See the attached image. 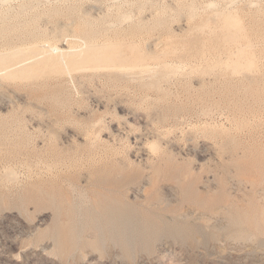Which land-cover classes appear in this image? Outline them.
Segmentation results:
<instances>
[{"label": "rangeland", "instance_id": "1", "mask_svg": "<svg viewBox=\"0 0 264 264\" xmlns=\"http://www.w3.org/2000/svg\"><path fill=\"white\" fill-rule=\"evenodd\" d=\"M0 55V264H264V0H0Z\"/></svg>", "mask_w": 264, "mask_h": 264}, {"label": "bare ground", "instance_id": "2", "mask_svg": "<svg viewBox=\"0 0 264 264\" xmlns=\"http://www.w3.org/2000/svg\"><path fill=\"white\" fill-rule=\"evenodd\" d=\"M103 45H104V44H103ZM94 46H95V45H94ZM94 46L90 45V47H93V48H94ZM131 46H132V45H131ZM32 47H33V46H32ZM35 47H36V46H35ZM88 47H89V46H88ZM90 47H89V48H90ZM108 47H109V46H108ZM108 47H107V48H108ZM48 48H49V47H48ZM89 48H88V50L91 49V48H90V49H89ZM101 48H102V47H101ZM115 48H116V47H115ZM24 49H25V48H24ZM24 49H23V51H25ZM50 49H52V48H50ZM55 49L57 50L56 47H55ZM86 49H87V48H86ZM95 49H97V48H95ZM98 49H99V48H98ZM104 49H105V48H104ZM117 49H118V48H117ZM17 50H19V49H17ZM20 50H21V49H20ZM27 50H29V49H27ZM27 50H26V53L28 52ZM30 50L32 51L33 49L30 48ZM35 50H36V49H35ZM101 50H102V49H101ZM105 50H106V49H105ZM107 50H108V49H107ZM109 50H110V49H109ZM31 51H30V52H31ZM42 51H43V50H42ZM53 51H54V50H53ZM57 51L60 53L61 50L59 51V49H58ZM85 51L87 52V50H85ZM113 51H114V49H113ZM12 52H13V51H12ZM19 52H20V53H19ZM19 52H17V53H19V55H22V56L24 57V53L22 54L21 51H19ZM30 52H29V54H31ZM35 52H36V51H35ZM58 52H57V53H58ZM74 52H75V51H74ZM81 52H82V51H81ZM81 52H80L79 54L77 53L76 55H78V56H79V55H82ZM83 52H84V51H83ZM101 52H102V51H101ZM116 52H117V51H116ZM5 53H6V52H5ZM15 53H16V52H15ZM17 53H16V54H17ZM40 53H43V52H40ZM51 53L53 54V52H51V50H50V53H49V54H51ZM61 53H62V52H61ZM61 53H60V57H59V58H61ZM84 53H85V52H84ZM87 53H88V52H87ZM92 53H93V50H92ZM104 53H106V51H104ZM114 53H115V52H114ZM7 54H9V53L7 52ZM55 54H56V53H55ZM55 54H54V55H55ZM67 54H68V53H67ZM73 54H74V53H73ZM85 54H86V53H85ZM95 54H96V53H95ZM107 54H108V53H107ZM1 55H2V54H1ZM1 55H0V56H1ZM3 55H4V54H3ZM11 55H13V54H11ZM46 55H47V54H46ZM88 55H89V54H86V57H87ZM108 55H110V53H109ZM108 55H107V57H108ZM112 55L114 56L113 53H112ZM5 56H6V55H5ZM62 56H63V54H62ZM102 56H103V54H102ZM115 56H117V55H115ZM8 57H9V56H8ZM11 57H12V56H11ZM13 57H15V55H14ZM13 57H12V58H13ZM91 57H92V56H91ZM100 57H101V54H100ZM100 57H99V58H100ZM2 58H3V57H2ZM101 58H102V57H101ZM105 58H106V55H105ZM114 58H115V57H114ZM78 59H79V58H78ZM94 59H96V58H94ZM107 59H110V58H107ZM107 59H104V60H107ZM35 60H36V59H35ZM60 60H63V58L60 59ZM96 60L98 61V60H100V59H96ZM102 60H103V59H102ZM13 61H14V60H13ZM97 61H96V62H97ZM113 61H114V60H113ZM49 62L51 63L52 60H49ZM101 62H102V61H101ZM101 62H100V63H101ZM5 63H6V61H5L4 59H3V60H0V66H1V65H4ZM11 63H12V62H11ZM64 63H65V62H64ZM97 63H99V61H98ZM97 63H96V64H97ZM62 64H63V63H62ZM82 64H83V62H82ZM84 64H85V62H84ZM87 64H88V63H87ZM24 65H25V64H24ZM24 65H23V66H24ZM102 66H103V65H102ZM138 66H139V65H138ZM4 67H5V66H4ZM19 67H20V66H19ZM92 67H93V66H92ZM95 67H96V66H95ZM112 67H113V66H112ZM114 67H115V66H114ZM121 67H122V66H121ZM64 68H65V65H64ZM109 68H111V67H109ZM116 68L118 69V67H116ZM134 68H135V67H134ZM144 68H145V66H144ZM0 69H1V68H0ZM3 69H4V68H3ZM65 69H66V68H65ZM120 69H121V70H124V69H122V68H119V70H120ZM13 70H14V69H13ZM106 70H108V69H106ZM125 70H126V68H125ZM130 70H131V69L127 70V71H128L127 73H129ZM66 71H67V70H66ZM113 71H114V70H113ZM7 72H9V71H7ZM120 72H121V71H120ZM122 73H123V72H122ZM124 73H125V71H124ZM23 74H24V73H23ZM23 74H22V75H23ZM7 75H8V73H7ZM25 75H26V73H25ZM25 75H24V76H25ZM8 77H9V76H8ZM10 78H12V75H11ZM105 215H106V214H105ZM125 216H126V215H125ZM125 218H126V217H125ZM116 219H117V218H116ZM119 219H120V218H119ZM127 220H128V218H127ZM123 221H124V220H123ZM118 222H119V221H118ZM120 224H121V223H120Z\"/></svg>", "mask_w": 264, "mask_h": 264}]
</instances>
